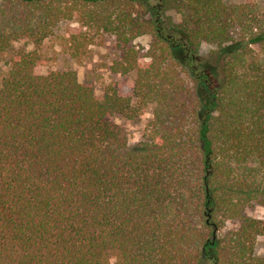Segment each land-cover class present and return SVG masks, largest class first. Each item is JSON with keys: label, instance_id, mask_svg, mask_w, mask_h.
Instances as JSON below:
<instances>
[{"label": "trees", "instance_id": "1", "mask_svg": "<svg viewBox=\"0 0 264 264\" xmlns=\"http://www.w3.org/2000/svg\"><path fill=\"white\" fill-rule=\"evenodd\" d=\"M74 16L71 55L104 36L124 50L100 98L72 69L35 72ZM23 38L0 80V264H264V220L243 212L264 204V9L0 0V55ZM147 107L131 143L111 117Z\"/></svg>", "mask_w": 264, "mask_h": 264}, {"label": "rangeland", "instance_id": "2", "mask_svg": "<svg viewBox=\"0 0 264 264\" xmlns=\"http://www.w3.org/2000/svg\"><path fill=\"white\" fill-rule=\"evenodd\" d=\"M226 4L255 3L259 8L264 9V0H223ZM85 28L80 24L77 17L63 19L55 27L53 35L43 42V52L46 53L45 61L35 66V72L45 74L50 70L72 69L80 83L92 86L96 97L100 98L105 87L117 81L120 74L111 70V63L121 59L124 50L109 36H104L98 44L86 43L80 47L77 56L70 54V44L68 40L72 35H78ZM150 43L148 35H142L133 40L132 44L143 54ZM34 45L27 39H19L12 43L9 50L0 55V80L2 75L9 68V56L17 50H32ZM210 45H202L199 52L207 55L211 51ZM150 118V107L137 118L129 120L120 115L111 117L112 121L119 125L125 133L129 142L133 143L141 139L146 123ZM244 215L256 219L264 220V204L252 202L245 206ZM235 221L227 223V227L235 228ZM254 252L258 256H264V236L255 239Z\"/></svg>", "mask_w": 264, "mask_h": 264}]
</instances>
